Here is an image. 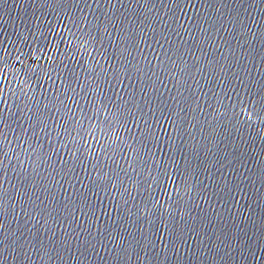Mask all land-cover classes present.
<instances>
[{"label": "water", "instance_id": "obj_1", "mask_svg": "<svg viewBox=\"0 0 264 264\" xmlns=\"http://www.w3.org/2000/svg\"><path fill=\"white\" fill-rule=\"evenodd\" d=\"M0 264H264V0H0Z\"/></svg>", "mask_w": 264, "mask_h": 264}]
</instances>
